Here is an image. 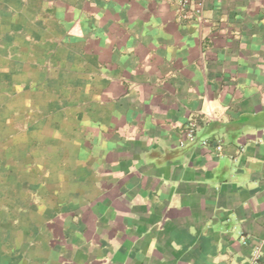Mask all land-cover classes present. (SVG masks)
I'll return each mask as SVG.
<instances>
[{
	"label": "crops",
	"instance_id": "crops-1",
	"mask_svg": "<svg viewBox=\"0 0 264 264\" xmlns=\"http://www.w3.org/2000/svg\"><path fill=\"white\" fill-rule=\"evenodd\" d=\"M202 1L0 0V264H264V0Z\"/></svg>",
	"mask_w": 264,
	"mask_h": 264
},
{
	"label": "built area",
	"instance_id": "built-area-1",
	"mask_svg": "<svg viewBox=\"0 0 264 264\" xmlns=\"http://www.w3.org/2000/svg\"><path fill=\"white\" fill-rule=\"evenodd\" d=\"M193 0H179V7L182 12L186 11L187 6L192 2ZM195 2L198 5V8L196 10V15L202 19V14H203V1L202 0H195ZM195 128L196 124L194 122L190 123L187 130H186V137L190 140H193L195 138ZM218 150L222 149L221 145H217L216 147ZM262 257V248L261 245H258L251 257V264H259L260 260Z\"/></svg>",
	"mask_w": 264,
	"mask_h": 264
}]
</instances>
